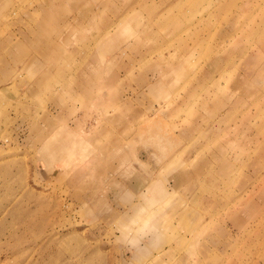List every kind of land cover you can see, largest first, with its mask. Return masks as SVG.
Returning <instances> with one entry per match:
<instances>
[{
	"label": "rangeland",
	"instance_id": "obj_1",
	"mask_svg": "<svg viewBox=\"0 0 264 264\" xmlns=\"http://www.w3.org/2000/svg\"><path fill=\"white\" fill-rule=\"evenodd\" d=\"M0 264H264V0H0Z\"/></svg>",
	"mask_w": 264,
	"mask_h": 264
}]
</instances>
